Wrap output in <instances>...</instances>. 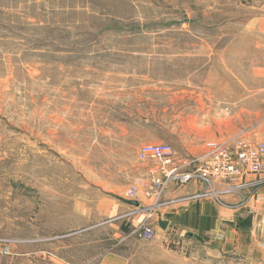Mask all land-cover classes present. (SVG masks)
I'll use <instances>...</instances> for the list:
<instances>
[{"label":"rangeland","instance_id":"1","mask_svg":"<svg viewBox=\"0 0 264 264\" xmlns=\"http://www.w3.org/2000/svg\"><path fill=\"white\" fill-rule=\"evenodd\" d=\"M232 135L264 142V0H0V264H264L112 220L142 144Z\"/></svg>","mask_w":264,"mask_h":264},{"label":"crops","instance_id":"2","mask_svg":"<svg viewBox=\"0 0 264 264\" xmlns=\"http://www.w3.org/2000/svg\"><path fill=\"white\" fill-rule=\"evenodd\" d=\"M201 142L204 144L206 141ZM201 149L202 147L198 153ZM199 188L196 181L184 185L169 184L155 204L151 200L157 225L158 220L167 222L161 235L155 232V239L150 240L151 242L139 239L133 232L144 221L146 209L134 212L133 206L126 204L122 214L112 220L123 219L130 222L128 229L121 233L124 238L142 240L152 246L155 252L142 256L152 263L162 262V257L171 251L167 250L170 243L188 255L191 250L189 244L198 242L223 257H233L240 253L248 258L264 256V185L253 192L226 196L220 203L188 198ZM130 255L131 259L139 256L137 253Z\"/></svg>","mask_w":264,"mask_h":264},{"label":"built area","instance_id":"3","mask_svg":"<svg viewBox=\"0 0 264 264\" xmlns=\"http://www.w3.org/2000/svg\"><path fill=\"white\" fill-rule=\"evenodd\" d=\"M137 159L144 167L124 192L126 200H142L155 204L169 184L184 185L196 181L200 188L188 198L220 203L226 196L253 192L264 185V142L251 141L238 135L223 140H209L199 153L178 154L168 143H146L138 148ZM144 221L134 228L142 240H154L156 233L147 220L152 204L146 207ZM8 240L0 238V254L6 253Z\"/></svg>","mask_w":264,"mask_h":264},{"label":"water","instance_id":"4","mask_svg":"<svg viewBox=\"0 0 264 264\" xmlns=\"http://www.w3.org/2000/svg\"><path fill=\"white\" fill-rule=\"evenodd\" d=\"M124 202L129 204V205H132V206H138V202L136 200H126V199H124ZM158 226L161 229H165L166 226H167V222L163 221V220H158Z\"/></svg>","mask_w":264,"mask_h":264},{"label":"bare ground","instance_id":"5","mask_svg":"<svg viewBox=\"0 0 264 264\" xmlns=\"http://www.w3.org/2000/svg\"><path fill=\"white\" fill-rule=\"evenodd\" d=\"M144 208V207H143ZM146 208V207H145Z\"/></svg>","mask_w":264,"mask_h":264}]
</instances>
